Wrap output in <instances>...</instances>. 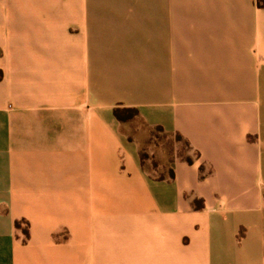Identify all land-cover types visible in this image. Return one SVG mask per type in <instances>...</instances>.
<instances>
[{"label": "crops", "instance_id": "1", "mask_svg": "<svg viewBox=\"0 0 264 264\" xmlns=\"http://www.w3.org/2000/svg\"><path fill=\"white\" fill-rule=\"evenodd\" d=\"M0 70V264H264V2L0 0Z\"/></svg>", "mask_w": 264, "mask_h": 264}, {"label": "rangeland", "instance_id": "2", "mask_svg": "<svg viewBox=\"0 0 264 264\" xmlns=\"http://www.w3.org/2000/svg\"><path fill=\"white\" fill-rule=\"evenodd\" d=\"M125 116L135 119L137 116L133 113H125ZM144 158L150 167H158L155 175L160 176L168 173V168L162 169V165H170L172 158L179 156L189 158L195 156L196 153L182 138L175 133H167L153 128L148 131V143L144 148Z\"/></svg>", "mask_w": 264, "mask_h": 264}, {"label": "trees", "instance_id": "3", "mask_svg": "<svg viewBox=\"0 0 264 264\" xmlns=\"http://www.w3.org/2000/svg\"><path fill=\"white\" fill-rule=\"evenodd\" d=\"M261 1H262V3L264 2V0H261ZM2 75H3L2 70H0V78L2 77ZM126 112L127 113H133L136 116H138V114H139V110L137 108H135V107H116L114 109V113H115L116 117L118 119H120V120H129V119H131V117L124 115ZM155 128L159 129L160 131H164L161 126H157ZM176 134L178 135L179 138L184 139V137L180 133H176ZM184 140L190 146L189 142L186 139H184ZM144 155H145L144 152H142V159L144 158ZM185 159L187 161H189V162H191L193 160L192 157L185 158ZM167 175L170 178L173 179L175 177V171H174V169L171 168V169L168 170V173L167 174L166 173H163L162 175H160L158 177L159 178H165Z\"/></svg>", "mask_w": 264, "mask_h": 264}]
</instances>
